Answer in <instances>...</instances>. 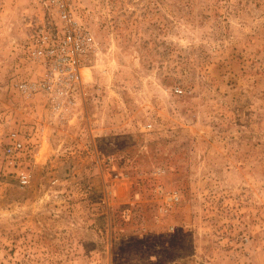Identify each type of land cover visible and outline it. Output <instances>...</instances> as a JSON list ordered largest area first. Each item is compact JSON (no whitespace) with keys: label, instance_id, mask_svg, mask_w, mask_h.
<instances>
[{"label":"rangeland","instance_id":"rangeland-1","mask_svg":"<svg viewBox=\"0 0 264 264\" xmlns=\"http://www.w3.org/2000/svg\"><path fill=\"white\" fill-rule=\"evenodd\" d=\"M69 3L60 116L19 88L44 10L0 0V264H264V0Z\"/></svg>","mask_w":264,"mask_h":264},{"label":"built area","instance_id":"built-area-1","mask_svg":"<svg viewBox=\"0 0 264 264\" xmlns=\"http://www.w3.org/2000/svg\"><path fill=\"white\" fill-rule=\"evenodd\" d=\"M44 10L45 20L40 25L29 22L32 29L27 45L33 59L42 63L45 77L37 83H23L20 90L32 97L36 93L47 97V103L60 116L77 107V93L82 87L81 57L93 46L89 31L72 17L69 0H35ZM55 16L56 18H51ZM10 139H20L12 133ZM22 143L14 142L9 154L20 150ZM23 176L22 182L28 183Z\"/></svg>","mask_w":264,"mask_h":264}]
</instances>
